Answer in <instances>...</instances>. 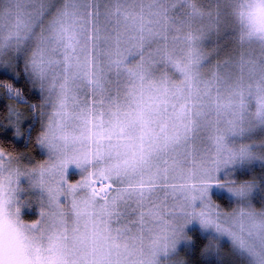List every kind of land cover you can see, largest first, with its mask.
<instances>
[{
    "label": "rangeland",
    "instance_id": "1",
    "mask_svg": "<svg viewBox=\"0 0 264 264\" xmlns=\"http://www.w3.org/2000/svg\"><path fill=\"white\" fill-rule=\"evenodd\" d=\"M64 3L71 4L70 22L80 41L72 58L66 62L60 50L49 47L58 63L47 77L40 81L27 71L47 104L40 136L57 124L60 86L67 80L69 103L74 96L76 111L85 112L93 127L103 119L104 137L100 146L92 145L86 161L76 163L79 153L63 158L59 210L48 191L57 185L39 168L52 158L48 148L39 142L43 159L38 163L13 161L9 168L22 174L23 218L47 214L52 231L63 236L60 264H153L154 259L185 264L192 230L236 250L227 234L193 220L181 234L184 239L172 238L174 252L156 255L164 244L150 247L158 222L149 223L148 207L138 205L135 193L141 185L153 193L170 190L185 152L195 147L206 159L219 161L200 170L215 203V196H223L236 204L228 210L264 209V180L255 181L256 169L264 170V41L244 37L231 14L234 0H36L26 5L37 17L31 36L18 51L7 50L5 61L15 66L19 56L22 67H30L37 37L48 34L54 9ZM9 7L8 0H0L5 18ZM23 19L27 22V14ZM124 190L128 194L122 196ZM238 254L244 264H254L246 251Z\"/></svg>",
    "mask_w": 264,
    "mask_h": 264
},
{
    "label": "snow or ice",
    "instance_id": "2",
    "mask_svg": "<svg viewBox=\"0 0 264 264\" xmlns=\"http://www.w3.org/2000/svg\"><path fill=\"white\" fill-rule=\"evenodd\" d=\"M8 3L12 7L7 9V18L0 14V88L5 90L9 98L17 99L18 103H25L22 89L13 81L24 79L29 82L28 76L25 75L27 71H30L36 79L43 81L52 64L58 63L50 57L49 47L53 51L60 50L67 62L72 58L70 54L76 50L80 41L70 22L72 13L68 9L71 4L64 3L62 7L54 9L55 19L48 34L45 35L42 32L37 37L38 43L29 62L30 67H19L24 63L19 56L16 58L15 66L6 62L5 52L9 49L19 50L20 46L31 36L32 21L37 18L26 7L28 4H35L36 0H8ZM193 12L198 14L195 7H193ZM24 14L28 16L27 22L23 19ZM4 73L11 74L8 82H5L3 78ZM60 87L62 98L56 113L57 124L54 128L49 124L48 131L39 137V142L48 148L52 157L39 168L41 175L49 174L53 184L57 185L55 188L48 189L50 203L57 210L60 207V185L63 183L61 174V169L65 164L63 158L69 153H79L81 156L76 160V163L80 164L82 161H86L91 155L92 145L100 146L104 137L103 119H98L93 127L85 112L76 111L74 96L72 97L73 103H69L68 81L66 80ZM32 111H35V106H32ZM18 115L19 113L14 109H9L6 117L11 122V126L16 129L17 136L20 135L19 127L13 121V117ZM138 118L143 122L144 113H138ZM27 124H31V121H27ZM40 127V121H37V124L30 128L29 136L33 133L37 134ZM99 154L98 151L97 155ZM185 157L186 159L180 163L179 174L175 177L174 186L170 190L162 189L153 193L151 187L141 185V191L135 193L140 198L137 202L138 205L148 207L149 223L153 219L158 222L159 232L151 238L150 247L155 248L161 240L164 243L171 241L174 244L173 237L181 235L185 226L192 223L193 220H199L205 228L214 227L216 231L227 234L236 245L240 246L241 250L246 251L250 256L256 250L264 253V217L258 220L252 212L244 209H239L229 215L210 198L213 195V190L209 192L208 188L201 183V168L205 164L216 165L219 161L206 159L195 147L186 151ZM13 161L18 164L21 159L5 153L4 149L0 148V212L4 210L3 197L8 191V187L4 183L5 177L10 183L13 172L19 174L18 168H9ZM6 169L7 174H5ZM68 178H73L71 168L68 171ZM104 187L110 189L111 185ZM225 187V185L214 186V188L221 189ZM76 188V184L69 186L70 191H75ZM93 191L96 194L95 190ZM127 194V190L121 193L122 196ZM235 194L242 196L243 192L237 190ZM105 198H107V192H105ZM197 201L202 202L201 207H196ZM41 221L30 226L36 234L35 240L38 244L47 242V249L44 250L48 254L47 264H60L59 244L63 236L52 231V226L48 224L47 217L43 212ZM139 222L141 225L145 223L143 214ZM147 231L151 234L153 228H148ZM36 251L39 254L35 257V264H45L44 253L39 248ZM257 260L260 258H255L254 264H257ZM0 264H33V249L22 247L11 232L6 237L4 231L0 229ZM261 264H264V261H261Z\"/></svg>",
    "mask_w": 264,
    "mask_h": 264
},
{
    "label": "trees",
    "instance_id": "3",
    "mask_svg": "<svg viewBox=\"0 0 264 264\" xmlns=\"http://www.w3.org/2000/svg\"><path fill=\"white\" fill-rule=\"evenodd\" d=\"M19 67L23 68L21 64ZM25 75L28 76L29 82L24 79L13 81L22 89L25 103H18L17 99L9 98L5 90L0 88V125H3L0 127V148H3L7 154L19 157L21 159L19 163L31 165L43 159V153L39 147V137L43 129L47 104L44 103L41 91L27 72ZM10 76V73H4L5 82H8ZM32 106H35V111H32ZM9 109H14L19 113L18 116L13 117V121L19 127V136L16 135V129L6 118ZM27 121H31V124H27ZM37 121H40V131L29 136L30 128L35 126ZM256 170H258L256 172L258 176L255 181L259 183L258 180H264V170H260V168ZM260 176L261 178H259ZM215 201L227 209L236 205L223 196H215ZM256 205L260 207L259 202H256ZM191 240L190 250L185 256V264H244V259L228 243L214 242L210 240V236L202 234L198 230L191 231Z\"/></svg>",
    "mask_w": 264,
    "mask_h": 264
},
{
    "label": "clouds",
    "instance_id": "4",
    "mask_svg": "<svg viewBox=\"0 0 264 264\" xmlns=\"http://www.w3.org/2000/svg\"><path fill=\"white\" fill-rule=\"evenodd\" d=\"M231 14L235 22L241 27L243 35L246 39H252L257 41H264V0H234L233 7L231 9ZM21 173L17 174L13 172L11 182L5 177L4 183L8 187V191L4 194V210L0 212V229L4 231L5 236L11 232L16 238L17 243L22 247H29L33 249V264H35V257L39 254L36 249L39 248L45 256V264H47L48 254L44 250L47 249V243L38 244L35 240V233L30 227L31 225L36 224L41 221V216L36 220L28 221L23 218L22 205L19 203L20 192L18 181ZM219 204V202H217ZM221 208L225 210L226 213L231 215L237 210H228L220 205ZM252 212L255 217L262 218L264 217V209L256 208L253 210H246ZM47 217V214L45 213ZM180 239L185 237L181 235ZM176 249V243H164L159 247L158 252L165 255L174 252ZM240 246L236 249L238 252ZM253 260L257 257L260 260H257V264H261V261H264V253H261L259 250H256L251 256ZM153 264H157V261L154 259Z\"/></svg>",
    "mask_w": 264,
    "mask_h": 264
}]
</instances>
